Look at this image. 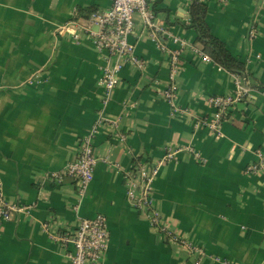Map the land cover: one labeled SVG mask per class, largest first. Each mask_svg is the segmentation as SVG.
I'll use <instances>...</instances> for the list:
<instances>
[{
	"label": "crops",
	"instance_id": "1",
	"mask_svg": "<svg viewBox=\"0 0 264 264\" xmlns=\"http://www.w3.org/2000/svg\"><path fill=\"white\" fill-rule=\"evenodd\" d=\"M192 1L149 0L170 30L168 45L187 42L175 109L163 96L170 59L139 13L130 41L142 67L98 50L87 31L91 13L112 0H0V181L8 201L27 207L0 226V264H72L43 223L72 230L100 213L110 232L103 264H264V171L247 170L264 148V0H202L212 33L250 82L248 100L220 134L196 119L214 112L211 95L235 92L244 76L195 51ZM117 62L121 81L104 103V72ZM94 128L87 189L80 193L71 177L48 181ZM167 147L178 149L171 160ZM144 158L159 164L154 200L165 223L205 249L198 263L128 199L126 172Z\"/></svg>",
	"mask_w": 264,
	"mask_h": 264
},
{
	"label": "built area",
	"instance_id": "2",
	"mask_svg": "<svg viewBox=\"0 0 264 264\" xmlns=\"http://www.w3.org/2000/svg\"><path fill=\"white\" fill-rule=\"evenodd\" d=\"M224 1V0H220ZM139 13L149 34L155 39L158 48L170 59V82L163 90V96L176 108L175 99L178 93L176 76L181 68L183 49L187 42L173 37L170 40L177 47L168 45L170 30L158 21L157 15L151 7L149 0H112L110 8L104 11L97 10L90 15V27L87 28L92 41L100 51H106L110 57H119L129 60L131 63L143 66L141 59L136 54V45L130 41L134 33V14ZM95 26L96 29H93ZM205 61L211 58L204 52L195 49ZM123 64L117 62L105 70L102 83L108 102L109 94L120 84V74ZM249 79L242 77L237 82L235 92L211 95L208 99L214 112L211 115H202L196 119V124H204L216 133L220 134L222 125L227 122L238 106L245 101L250 91ZM97 128L80 139L78 153L74 160L68 162L62 170L51 171L47 180L55 184H62L66 177H71L81 192H84L95 176L97 157L94 150V135ZM166 160H171L178 149L167 147ZM186 149L202 163L206 159L192 146ZM158 163L154 160L138 159L132 168L127 170V196L136 206L141 215L147 216L151 225L160 233L166 235L171 242H176L187 249L196 258L198 263L206 254L201 246L187 240L174 231L168 224L154 200V181L158 173ZM249 172L264 171V148L257 150V161L248 166ZM27 209L21 204L12 203L5 197L3 184L0 181V226L3 222L12 218L15 212ZM43 229L59 244L69 248L67 256L72 264H103L105 254L110 244V232L107 217L97 214L92 218H84L74 229H60L52 231L50 224L43 223ZM187 264V263H186Z\"/></svg>",
	"mask_w": 264,
	"mask_h": 264
},
{
	"label": "trees",
	"instance_id": "3",
	"mask_svg": "<svg viewBox=\"0 0 264 264\" xmlns=\"http://www.w3.org/2000/svg\"><path fill=\"white\" fill-rule=\"evenodd\" d=\"M189 13L191 16L190 26L198 33L197 42L202 52L224 69L238 75H243L248 79L247 69L243 62L238 60L227 49L226 44L212 33L206 20L207 6L205 2L202 0H193Z\"/></svg>",
	"mask_w": 264,
	"mask_h": 264
}]
</instances>
